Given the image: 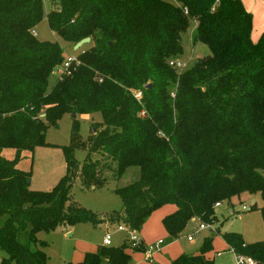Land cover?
Wrapping results in <instances>:
<instances>
[{
    "label": "trees",
    "instance_id": "16d2710c",
    "mask_svg": "<svg viewBox=\"0 0 264 264\" xmlns=\"http://www.w3.org/2000/svg\"><path fill=\"white\" fill-rule=\"evenodd\" d=\"M49 4V28L65 45L91 39L51 87V76L67 57L61 44L33 34L45 17L43 0H0V219L8 216L0 227V253L19 264H50L42 250H34L39 232L102 223L71 200L76 177L87 185L105 182L97 178L98 152L115 180L139 169V178L116 191L123 208L110 218L133 231L171 205L176 211L163 225L177 239L191 222H214L218 203L246 193L264 200V34L252 40L253 15L242 0ZM192 24L194 42L211 54L178 72L169 64L183 54V36ZM73 113L74 132L79 115L102 116L87 160L78 169L65 151L67 175L58 186L31 190L30 174L18 162L23 153L48 145V127ZM4 149L14 150L15 159L4 158ZM261 214L264 220V207ZM223 240L235 254L264 264V241L246 244L233 232ZM130 249L145 251L129 241L103 245L79 264H131ZM212 251L208 238L198 254L181 255L172 264H215Z\"/></svg>",
    "mask_w": 264,
    "mask_h": 264
},
{
    "label": "rangeland",
    "instance_id": "374dc122",
    "mask_svg": "<svg viewBox=\"0 0 264 264\" xmlns=\"http://www.w3.org/2000/svg\"><path fill=\"white\" fill-rule=\"evenodd\" d=\"M44 8V20L35 30L37 37L43 41L61 44L65 48L67 58L76 57L79 50L75 51L70 45H65L49 28L46 18L50 11L49 2L44 3ZM194 35L195 25L192 24L183 36L184 52L176 59L187 64L185 70L193 67L199 60L211 54L206 45L194 42ZM86 48L87 46H83L80 50ZM59 70H56L51 76L50 87L60 78L61 73ZM77 120L80 123L79 129L74 132L72 114L64 115L58 122L57 127L52 125L48 127L46 133L48 145L37 147L33 152L29 151L23 154L17 168L30 174L31 190L50 192L58 186L67 175L65 151L71 153L78 169L84 165L89 154L94 130L101 127L103 120L99 113L79 115ZM97 131H100V129ZM2 154L7 160L12 161L15 159V151L12 149H4ZM93 160L102 161L99 164L97 178L105 182L96 184L97 182L93 181L91 185H87L84 178L81 176L76 177L71 190V200L73 204L96 216L102 223L95 225L92 221H85L72 227L62 225L54 231L39 232L37 239L43 246L38 243L34 246V250H42L50 264L81 263L88 253H93L103 246L108 233L112 236V247H119L128 242V234L119 232L118 226L120 224L110 221V218L112 215L121 212L123 208V199L116 191L119 188L129 186L139 178V169L130 168L120 180H115V172L103 160L102 152L94 153ZM244 206L249 210L243 211ZM262 207H264V200L260 194H242L233 198L230 203L224 202L220 208H216L217 219L212 223L208 222L210 223L208 225L213 226L212 229L204 230L196 235L197 227L201 222H191L182 234L183 238L177 243L166 239V244L176 243L180 255L193 256L201 251L206 239L213 238V247L218 252L215 255V264H236L237 256L227 247L223 240V234L238 233L243 237L246 244L264 241ZM165 210H161L160 213ZM7 219L8 216L0 219V227L4 226ZM205 224L207 223L205 222ZM138 234L140 235V231ZM188 236H193L194 242H189ZM0 261L1 264H19L3 252L0 253Z\"/></svg>",
    "mask_w": 264,
    "mask_h": 264
},
{
    "label": "crops",
    "instance_id": "0c3cea01",
    "mask_svg": "<svg viewBox=\"0 0 264 264\" xmlns=\"http://www.w3.org/2000/svg\"><path fill=\"white\" fill-rule=\"evenodd\" d=\"M242 2L244 6L246 7V10L253 15L252 40L254 42H257L259 38L261 37V35L264 34V0H242ZM164 209L166 210L163 213H160V211ZM175 211H176L175 206L167 205L159 209L158 211L154 212L151 215V217L147 220L146 224L141 229L140 236L142 237V239L144 240L146 244H151L159 240H163L164 243H163L162 249L154 254L153 260L151 261L148 260L147 255L143 251L138 252V251H132L130 249L127 251V253L131 255L132 257L131 264H152V263L153 264H172L173 261H175L178 257L181 256L177 250L176 243L181 238H183V236L177 239H172L163 225L164 218L174 213ZM198 228L199 226L197 227V230ZM189 237L190 236H188L187 238ZM166 239H170L172 240V242H176V243L166 244ZM194 240L193 241L188 240V241L194 242ZM217 254L218 252H216V250L213 247V251L208 256L210 257L212 256L213 258H215V255Z\"/></svg>",
    "mask_w": 264,
    "mask_h": 264
},
{
    "label": "built area",
    "instance_id": "2783aa9c",
    "mask_svg": "<svg viewBox=\"0 0 264 264\" xmlns=\"http://www.w3.org/2000/svg\"><path fill=\"white\" fill-rule=\"evenodd\" d=\"M43 2L46 3V2H49V0H43ZM214 9L215 8H213V10ZM33 34H34V36H37L35 31H33ZM76 61H77L76 57L67 58L63 64V66L59 70L61 73L60 76L62 74L67 73L70 66ZM169 65L171 68L177 70L178 72L185 71V68L187 66L186 63L179 62L178 60L170 61ZM101 82H102V80H101ZM142 97H143V94L141 92H139L135 95V98L139 102L142 100ZM144 114L145 113H143V115ZM221 205L222 204H220V203L216 204V208L220 207ZM248 210H249V208L247 209L246 206L243 207V211H248ZM207 229H211V226L201 222V224L199 225V228L196 232V235H198L201 231L207 230ZM118 231L119 232H125L128 234L127 239L134 249H142L143 248L145 250L144 253L147 255V258L149 261L153 260L154 254L162 249V246L164 243L163 240H159V241L151 243V244H146L144 242V240L140 237V235L138 234L137 231L130 230L128 227L123 226V225L118 226ZM188 240L193 241L194 237L190 236L188 238ZM103 244H104V246H108V247L112 245V236L110 233H108L106 235ZM236 256H237L236 257V264H257L256 261L251 257L245 256V255H237V254H236ZM0 264H1V261H0Z\"/></svg>",
    "mask_w": 264,
    "mask_h": 264
},
{
    "label": "water",
    "instance_id": "95a60500",
    "mask_svg": "<svg viewBox=\"0 0 264 264\" xmlns=\"http://www.w3.org/2000/svg\"><path fill=\"white\" fill-rule=\"evenodd\" d=\"M90 42H91V39H90V38H87V39H85V40L79 42V43L74 47V50H75V51H78V50H80L83 46L89 44ZM150 87H151V86H148V88H150ZM43 117H45V115H44ZM72 118H73V119L76 118V113H73V114H72Z\"/></svg>",
    "mask_w": 264,
    "mask_h": 264
}]
</instances>
